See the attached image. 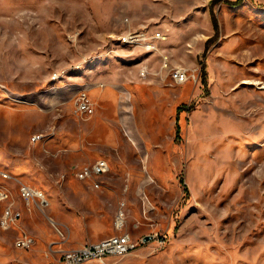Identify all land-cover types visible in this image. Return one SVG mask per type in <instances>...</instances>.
<instances>
[{
	"label": "rangeland",
	"instance_id": "obj_1",
	"mask_svg": "<svg viewBox=\"0 0 264 264\" xmlns=\"http://www.w3.org/2000/svg\"><path fill=\"white\" fill-rule=\"evenodd\" d=\"M141 27L158 48L122 44ZM99 157L111 167L96 188L75 171ZM0 168L50 201L15 194L0 264H64L123 231L134 248L80 264H264V0H0Z\"/></svg>",
	"mask_w": 264,
	"mask_h": 264
},
{
	"label": "built area",
	"instance_id": "obj_2",
	"mask_svg": "<svg viewBox=\"0 0 264 264\" xmlns=\"http://www.w3.org/2000/svg\"><path fill=\"white\" fill-rule=\"evenodd\" d=\"M155 38H166L164 33H157ZM150 38L145 28L133 29L128 28L125 33L120 37L122 44L127 46L141 47L145 51H150L158 48L155 39ZM168 56L164 55L163 66L168 65ZM148 66L143 65L141 68V74L146 76ZM59 76L58 73L54 74V77ZM171 76L177 83H183L187 81L191 74L188 67L176 66L171 68ZM77 108L81 113L90 114L95 110V104L91 99L88 89L85 87L80 90L77 96ZM42 133L33 134L32 139L38 140L42 138ZM109 160L105 157L96 158L93 162L82 164L76 171L77 178L82 180L91 181L94 187H101L103 184V175L110 170ZM12 178L11 172L0 168V202H4V207L0 216V225L3 228H15L20 219L22 218V211L20 206L17 205V199L15 194L24 199L28 204L34 205L43 209L49 205V197L47 193L36 186H33L26 182H20L15 189L11 186L8 179ZM146 203L150 207L151 201L144 195ZM119 212H117L115 219V226L122 228L125 225V211L122 202ZM121 218V219H120ZM146 237L143 238V240ZM36 242V237L32 234L23 232L16 239L15 244L17 247L29 248ZM138 244L137 240H134L131 233L123 231L122 233L109 235L107 237L98 239L93 242L85 243L79 247L65 249L62 253V261L64 264H80L82 262L99 259L104 260L106 256L123 254L130 249L134 248Z\"/></svg>",
	"mask_w": 264,
	"mask_h": 264
},
{
	"label": "trees",
	"instance_id": "obj_3",
	"mask_svg": "<svg viewBox=\"0 0 264 264\" xmlns=\"http://www.w3.org/2000/svg\"><path fill=\"white\" fill-rule=\"evenodd\" d=\"M241 1L242 0H227L228 3L233 4V5L239 4V3H241ZM212 18H213V23L215 25L216 31L218 32V20L216 18L214 11L212 12ZM181 107H186V106L183 105Z\"/></svg>",
	"mask_w": 264,
	"mask_h": 264
},
{
	"label": "crops",
	"instance_id": "obj_4",
	"mask_svg": "<svg viewBox=\"0 0 264 264\" xmlns=\"http://www.w3.org/2000/svg\"><path fill=\"white\" fill-rule=\"evenodd\" d=\"M104 86H105V85H101V87H104ZM103 90H105V89L103 88ZM104 97H106L105 99H107V98L110 99V96H109L107 93L105 94ZM105 99H104V100H105ZM17 176H18V175H17ZM93 187H94V186H93ZM96 188H100V187H96ZM57 225H58V224H56V223L54 224V226H55L56 228H57Z\"/></svg>",
	"mask_w": 264,
	"mask_h": 264
},
{
	"label": "bare ground",
	"instance_id": "obj_5",
	"mask_svg": "<svg viewBox=\"0 0 264 264\" xmlns=\"http://www.w3.org/2000/svg\"><path fill=\"white\" fill-rule=\"evenodd\" d=\"M121 219V218H120Z\"/></svg>",
	"mask_w": 264,
	"mask_h": 264
}]
</instances>
